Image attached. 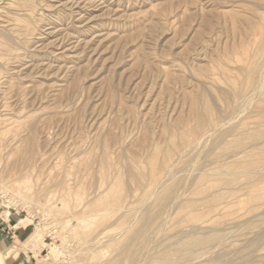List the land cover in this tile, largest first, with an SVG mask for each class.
Listing matches in <instances>:
<instances>
[{"label":"rangeland","instance_id":"1","mask_svg":"<svg viewBox=\"0 0 264 264\" xmlns=\"http://www.w3.org/2000/svg\"><path fill=\"white\" fill-rule=\"evenodd\" d=\"M9 217L39 264H264V0H0Z\"/></svg>","mask_w":264,"mask_h":264},{"label":"crops","instance_id":"2","mask_svg":"<svg viewBox=\"0 0 264 264\" xmlns=\"http://www.w3.org/2000/svg\"><path fill=\"white\" fill-rule=\"evenodd\" d=\"M32 226H21L14 217L0 219V264H39L38 256L25 246Z\"/></svg>","mask_w":264,"mask_h":264},{"label":"bare ground","instance_id":"3","mask_svg":"<svg viewBox=\"0 0 264 264\" xmlns=\"http://www.w3.org/2000/svg\"><path fill=\"white\" fill-rule=\"evenodd\" d=\"M35 64V63H34ZM44 67V66H43ZM34 69V68H33ZM43 69V68H42ZM20 71V70H19ZM261 75V74H260ZM261 78H262V75H261ZM244 106V105H243ZM238 113V112H237ZM236 114V113H235ZM234 114V115H235ZM207 138V137H206ZM205 143V142H204ZM207 144V143H206ZM202 148V147H201ZM199 151V150H198ZM203 151V150H202ZM207 151V150H206ZM170 154V153H169ZM169 154H167V156H169ZM153 161L154 162H156L155 161V159H153ZM184 181V180H183ZM189 181V180H188ZM185 183V182H184ZM178 187H176V189H177ZM174 189V188H173ZM172 191V190H171ZM173 192V191H172ZM220 228V227H219ZM144 232H142L141 231V235L143 234ZM40 238H41V235H40V233H36V234H33L32 236H31V241H32V243H34V242H36V241H40ZM192 238V237H191ZM197 238H199V237H196V239H195V237H194V239H192L191 240V242H195V241H197ZM185 242V241H184ZM188 243V242H187ZM182 245V244H181ZM125 249H126V247H125ZM124 250V249H123ZM128 250V249H127ZM124 252H125V250H124ZM132 253H133V251H132ZM133 256V255H132ZM138 258V257H137ZM136 258V259H137ZM133 260V259H132Z\"/></svg>","mask_w":264,"mask_h":264},{"label":"built area","instance_id":"4","mask_svg":"<svg viewBox=\"0 0 264 264\" xmlns=\"http://www.w3.org/2000/svg\"><path fill=\"white\" fill-rule=\"evenodd\" d=\"M4 221V220H3ZM47 253H49V252H47ZM47 253H46V255H47ZM48 259V258H47Z\"/></svg>","mask_w":264,"mask_h":264}]
</instances>
